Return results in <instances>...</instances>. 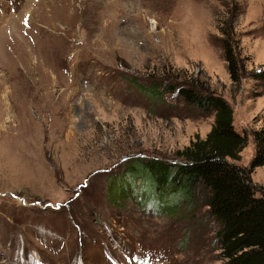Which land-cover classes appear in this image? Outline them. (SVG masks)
<instances>
[{
	"label": "rangeland",
	"instance_id": "obj_1",
	"mask_svg": "<svg viewBox=\"0 0 264 264\" xmlns=\"http://www.w3.org/2000/svg\"><path fill=\"white\" fill-rule=\"evenodd\" d=\"M255 69L264 0H0V264H225L206 206L144 210L107 184L133 157L175 162L205 138L213 111L177 85L229 103L248 167L264 126ZM251 180L264 189V164Z\"/></svg>",
	"mask_w": 264,
	"mask_h": 264
},
{
	"label": "trees",
	"instance_id": "obj_2",
	"mask_svg": "<svg viewBox=\"0 0 264 264\" xmlns=\"http://www.w3.org/2000/svg\"><path fill=\"white\" fill-rule=\"evenodd\" d=\"M221 29L223 59L230 79L238 83L242 67L231 33ZM252 77L264 79V70L255 69ZM157 87L150 85L145 90L151 96L161 95L164 88ZM174 89L193 107L213 111L209 132L184 147L178 161L131 158L123 172L109 178L107 194L122 198L132 192L130 196L144 210L155 212L174 213L181 206L194 210L204 205L215 223L213 238L225 264H264V189L251 180L252 171L264 164V126L252 131L254 152L249 166L238 165L247 137L234 129L229 103L219 95L194 88L177 85Z\"/></svg>",
	"mask_w": 264,
	"mask_h": 264
}]
</instances>
